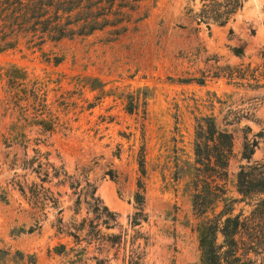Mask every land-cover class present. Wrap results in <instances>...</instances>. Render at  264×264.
I'll return each mask as SVG.
<instances>
[{"label":"rangeland","instance_id":"obj_1","mask_svg":"<svg viewBox=\"0 0 264 264\" xmlns=\"http://www.w3.org/2000/svg\"><path fill=\"white\" fill-rule=\"evenodd\" d=\"M126 28L115 41L104 31L47 43L40 51L21 44L0 53V70L14 66L29 82L45 85L58 119L49 136L27 129V149L4 145L11 126L23 119L8 105L5 81L0 82V264H69L70 256L55 249L73 247L66 232L88 217L86 195L93 190L120 226L102 233L125 232L129 246L138 180L145 190V264H199L198 220L185 176L194 162L197 118H213L233 139L225 195L208 218L225 201L236 200L233 215L244 217L264 202V192L244 199L237 192L239 173L255 183L264 176V88L217 78L226 68L264 64V0H142ZM55 58L61 59L58 65ZM36 140H46L48 147H35ZM245 143L253 149L249 160L242 158ZM35 148L49 151L50 163L68 177L62 182L63 176H50L43 184L57 207L48 204L41 212L28 201L29 189L40 180L24 166ZM70 183L81 193L77 212ZM137 243L143 247L142 240ZM86 252L79 264H95L94 248ZM102 253L107 264H122V250Z\"/></svg>","mask_w":264,"mask_h":264},{"label":"trees","instance_id":"obj_2","mask_svg":"<svg viewBox=\"0 0 264 264\" xmlns=\"http://www.w3.org/2000/svg\"><path fill=\"white\" fill-rule=\"evenodd\" d=\"M142 0H0V53L17 49L21 44L29 49L40 51L47 43H58L79 37H89L95 33L107 31L109 41L124 34L130 22V13L137 10ZM237 6L229 13L232 14ZM216 21H218L216 19ZM226 19H220L219 24H225ZM235 56H241V49H234ZM49 60V59H47ZM54 64L61 62L55 58ZM49 62V61H48ZM226 73L217 75L229 84L246 83L254 88H264V64L255 69L226 68ZM5 81L8 95V105L18 110L23 119L20 124H14L4 138V145H19L28 148L27 129L37 128L40 135L49 136L58 126V119L47 104L45 85L39 82H29L26 72L17 67L0 70V82ZM203 85V80H198ZM46 145V140H36L35 147ZM33 157L24 162V166L37 175L41 185L29 189L28 201L38 212L43 211L48 204L57 207V201L50 197L43 188L51 178L62 182L68 179L67 174L54 168L50 163L49 151L41 152L35 148ZM253 149L245 143L242 148V158L249 160ZM194 162L186 171L188 186L192 192V212L195 219L199 251V264H264V202H257L248 216L241 213L233 215L232 204L225 201L221 211L208 218L216 204L225 195L227 168L233 156L232 135L220 130L213 118L202 117L195 120L193 140ZM139 172L145 176L144 161L139 159ZM62 170V169H61ZM51 172V174H50ZM76 196L75 212L80 205L81 193L74 190ZM22 193L24 191H21ZM237 192L242 198L264 192V176L256 183L247 179L243 173L237 176ZM24 194V193H23ZM145 190L140 180L133 200L136 212L128 221L133 236L129 246L126 234H104L107 231L119 229L117 217L102 206L95 197V190L86 195L87 216L78 225H72L67 230L66 237L72 239L73 247L65 251V246L55 249L57 255L70 256L69 264H79L87 254V249L93 247L97 255L92 257L95 264H107L108 259L102 254L109 250H122V264H145V247L148 238L140 231L142 223L147 221L143 213ZM229 202V203H228ZM60 213V211H59ZM39 227H30L27 234L35 232ZM61 233V230L58 229ZM143 241V247L139 243ZM83 244V245H82ZM82 245V246H81ZM115 254V255H116Z\"/></svg>","mask_w":264,"mask_h":264}]
</instances>
